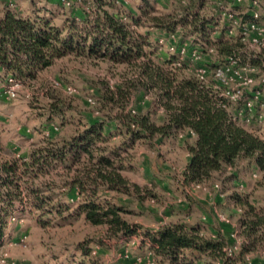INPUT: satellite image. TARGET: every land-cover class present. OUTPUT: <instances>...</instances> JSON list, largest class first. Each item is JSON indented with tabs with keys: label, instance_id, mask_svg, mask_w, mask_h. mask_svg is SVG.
Masks as SVG:
<instances>
[{
	"label": "trees",
	"instance_id": "obj_1",
	"mask_svg": "<svg viewBox=\"0 0 264 264\" xmlns=\"http://www.w3.org/2000/svg\"><path fill=\"white\" fill-rule=\"evenodd\" d=\"M138 1L141 4L133 10L126 0H68L71 15L61 25L55 23L58 8L36 9L33 16H23L11 6V1L4 3L0 18V72L7 76L2 83L9 77L23 83L35 80L57 60L72 56L125 66L127 72L122 86H109L100 93L104 108L110 106L118 111L111 114L110 121H102L99 116L70 139H61L52 128L42 140L31 144L28 155L0 159V238L19 205L40 212L49 207L50 213L53 209L61 212L66 198L78 202V215L92 226L106 227L110 236L130 237L135 233L125 219L131 212L118 200L128 196L142 203V188L126 176L133 165L130 159L106 146L108 129L123 135L120 150L126 152L138 141L151 144L154 139L165 141L182 132L195 137L186 147L190 155L183 170L186 184L209 182L215 174L234 170L242 161L255 162L262 177L259 185L264 184V138L234 120L244 101H228L222 96L223 86L212 79L214 71L228 64L231 57L240 59L236 52L243 43L238 36H214V20L200 1H183L186 6L181 12L167 14L157 12L150 0ZM57 5L66 8L64 0ZM179 29L183 37H199L198 43L181 40L172 45V54H162L166 40L163 38L175 39ZM183 46L188 47L189 53L181 57ZM196 48L201 54L199 62H193L190 56ZM210 49L214 52L210 53ZM189 63L194 64L193 75L188 73ZM240 63L247 64L241 59ZM199 67L209 71L207 84L196 76ZM134 93L150 96L163 110L165 120L157 123L150 111L136 107L127 112ZM251 97L252 91H247L244 99ZM57 109H51V118L58 114ZM98 112L101 115L99 108ZM59 166L70 173L76 169L75 176L65 178L59 190L52 185L34 184ZM60 189L63 191L56 194ZM229 197L243 211L238 220L239 236L243 239L240 249L229 255L227 239L220 231L209 236L197 226L168 224L147 234L158 261L250 264V255L264 252V205L257 207L249 196L237 192Z\"/></svg>",
	"mask_w": 264,
	"mask_h": 264
},
{
	"label": "rangeland",
	"instance_id": "obj_2",
	"mask_svg": "<svg viewBox=\"0 0 264 264\" xmlns=\"http://www.w3.org/2000/svg\"><path fill=\"white\" fill-rule=\"evenodd\" d=\"M6 1H11L14 8H20L24 13L58 8V25L71 15L69 7H61L54 0H1L0 7ZM126 1L133 10L141 4L138 0ZM183 1L188 3L192 0H150L161 14L181 12L186 6ZM197 1L201 2L209 18L214 20V36L223 35L226 39H232L227 33L226 19L218 8L221 1L226 8L236 9L230 1ZM247 2L249 4V0ZM41 14L45 15L43 12ZM245 19H249L248 16ZM177 35L175 39L163 38L167 43L165 40L162 45V54H172V45L181 40L196 44L200 39L196 35L183 37L180 29ZM236 56L244 63L255 65L260 75L264 74V50L252 51L242 45ZM189 70V74H195L194 64L189 63ZM126 72L125 66L72 56L57 60L38 78L24 82L17 89V98L0 99V159L23 156L30 151L32 143L42 140L43 134L50 133L52 128L61 139H70L99 116L102 121H110L111 114L113 116L118 111L110 109V106L104 108L100 93L109 86H122ZM68 89H72L73 93L70 94ZM90 99L96 100L97 106L91 104ZM132 107L150 111L152 120L157 123L165 120L163 110L143 93L132 95L127 112ZM52 108L59 111L53 118ZM244 126L264 138V123ZM107 131L109 142L106 146L121 151L124 159H130L133 165L126 176L142 188V203L128 196L118 200L131 212L125 219L135 233L130 237L110 236L106 227L92 226L84 216L78 215L75 212L78 202L68 198L64 199L61 212L53 209L50 213L51 207L40 212L19 205L15 220L10 218L8 229L0 238V264H161L151 250V240L147 234H154L165 225L177 223L200 227L209 236L212 229L218 230L226 237L228 248H234L237 239H242L238 220L243 211L229 196L237 192L249 196L250 202L257 207L264 205V184L259 185L262 177L255 162L242 161L236 169L217 173L204 184H186L183 181V170L188 162L186 147L194 142L190 134L189 137L182 132L165 141L157 138L151 144L138 141L126 152L120 150L124 145L123 135L113 129ZM75 170L70 173L59 166L50 174L40 176L34 184L42 187L52 185L59 190L65 178L70 174L71 177L75 176ZM236 182L239 184L236 185ZM61 189L56 194L61 193ZM249 257L250 264H264V252Z\"/></svg>",
	"mask_w": 264,
	"mask_h": 264
},
{
	"label": "built area",
	"instance_id": "obj_3",
	"mask_svg": "<svg viewBox=\"0 0 264 264\" xmlns=\"http://www.w3.org/2000/svg\"><path fill=\"white\" fill-rule=\"evenodd\" d=\"M229 1L236 9L226 8L223 2H218L219 12L226 19L228 35L238 36L245 48L249 50H264V0H249V4L247 0ZM64 4L67 7L70 6L68 0H64ZM11 6L14 7L12 3ZM245 16H248L249 19H245ZM160 43L163 44L164 41L162 40ZM171 51H175L174 46ZM209 52L213 53L214 50L210 49ZM179 53L181 57L186 56L189 53L188 47L183 46ZM190 56L193 62H199L201 59L200 51L197 48L191 51ZM196 76L203 84H207L211 78L205 67H199L196 70ZM212 79L223 86L222 96L228 101L232 103L244 101L243 106L234 116L235 121L245 125L264 123V74L260 75L256 66L240 63V59L231 57L228 64L214 71ZM22 84L23 82L18 78L9 77L5 83L0 84V99L3 97L17 98V89ZM68 91L70 94L73 93L72 89H68ZM247 91H252V97L244 99ZM90 103L94 104L95 102L90 99ZM11 220L14 221L15 218L13 217ZM236 242L234 248L227 249L229 255L234 254L243 244L242 239H237Z\"/></svg>",
	"mask_w": 264,
	"mask_h": 264
},
{
	"label": "crops",
	"instance_id": "obj_4",
	"mask_svg": "<svg viewBox=\"0 0 264 264\" xmlns=\"http://www.w3.org/2000/svg\"><path fill=\"white\" fill-rule=\"evenodd\" d=\"M58 0H54V3H57L58 4ZM1 5V4H0ZM3 5L0 7V18L3 16V14H2V9H3ZM15 9V11L16 12H19L21 15H23V16H26V15H34L33 14V12H31V13H24V12H22V10L20 9V8H14ZM55 23H56V19H55ZM57 24V23H56ZM7 75L5 74V73H3V72H0V83L3 81V79L6 77ZM193 138V140H195V137H192ZM31 141L33 142V139H31ZM33 144V143H32ZM30 148H31V145H30V147H29V150H30ZM29 154V152L28 153H26V154H23V156H26V155H28ZM189 159H190V155H189V153H188V161H189ZM188 163V162H187ZM212 232H211V234H216L217 232H218V230L216 231V230H214V229H212L211 230Z\"/></svg>",
	"mask_w": 264,
	"mask_h": 264
}]
</instances>
